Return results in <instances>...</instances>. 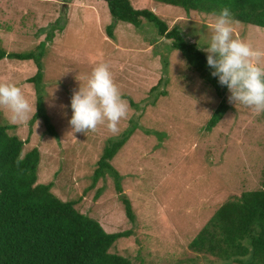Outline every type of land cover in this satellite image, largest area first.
<instances>
[{
    "label": "rangeland",
    "instance_id": "374dc122",
    "mask_svg": "<svg viewBox=\"0 0 264 264\" xmlns=\"http://www.w3.org/2000/svg\"><path fill=\"white\" fill-rule=\"evenodd\" d=\"M129 2L133 8L153 11L167 28L174 25L200 51L208 46L214 15L154 0ZM109 23L111 37L105 30ZM234 29V38L264 51V28L237 21ZM41 41L44 46L36 49ZM0 49L41 53L38 92L27 81L35 72L32 60L1 58L0 82L19 86L34 104L38 99L55 135L46 132L40 118L10 124L3 110L0 124L11 125L7 133L23 141L21 153L32 147L38 150L37 183L51 182L55 196L74 200L75 209L106 232L130 231L117 238L109 252L131 264H236L193 252L187 244L222 202L259 187L264 113L256 116L230 103L227 89L222 97L225 113L205 131L220 99L213 88L151 23L141 20L133 27L114 22L102 0H0ZM99 63L109 66L129 106V118L116 135L105 126L73 133L71 96L85 86ZM158 79V87L150 92ZM131 127L134 130L110 164L121 176L132 222L108 174L91 182L105 143Z\"/></svg>",
    "mask_w": 264,
    "mask_h": 264
},
{
    "label": "trees",
    "instance_id": "16d2710c",
    "mask_svg": "<svg viewBox=\"0 0 264 264\" xmlns=\"http://www.w3.org/2000/svg\"><path fill=\"white\" fill-rule=\"evenodd\" d=\"M102 1L114 22H126L133 27H139L141 20L151 23L157 35L169 39L170 47L178 50L199 78L213 88L220 99L204 125V130L209 131L227 109L222 98L227 87L221 86L218 78L211 75L213 69L207 65V54L185 41L174 25L167 28L153 11L133 8L129 0ZM154 1L212 15L227 6L235 21L264 28V0ZM112 27L109 23L105 28L109 37ZM41 46H44L43 41L36 49ZM36 49L26 52L0 49V59L32 60L35 72L27 81L33 83L38 92L42 67L41 53ZM161 61L163 65V58ZM159 81L149 88L150 92L158 87ZM35 107L30 121L40 118L46 132L55 135L38 99ZM10 127L0 124V264H131L128 258L109 252L113 242L127 237L130 231L106 232L95 219L75 209L74 200L55 196L50 191L51 182L37 183L38 150L32 147L21 153L23 141L7 133ZM133 130L134 127L127 128L105 143L91 175L92 184L105 174L112 178L114 191L131 222L134 215L129 200L121 193V176L110 160ZM245 239L249 241L247 246L243 243ZM187 246L193 252L236 264H264V171L259 187L241 191L222 202Z\"/></svg>",
    "mask_w": 264,
    "mask_h": 264
},
{
    "label": "clouds",
    "instance_id": "9594fccd",
    "mask_svg": "<svg viewBox=\"0 0 264 264\" xmlns=\"http://www.w3.org/2000/svg\"><path fill=\"white\" fill-rule=\"evenodd\" d=\"M236 23L227 6L214 14L209 24L208 46L202 50L207 53V65L213 69L211 75L218 78L221 86L227 87L229 102L259 116L264 113V51L234 38ZM70 107L69 124L73 133L95 132L99 126H105L116 135L121 122L129 118V106L122 99L106 63L95 66L85 86L73 92ZM0 110L5 111L8 122L15 125L27 123L35 115L36 107L19 86L0 82ZM243 243L247 246L249 241L245 239Z\"/></svg>",
    "mask_w": 264,
    "mask_h": 264
}]
</instances>
